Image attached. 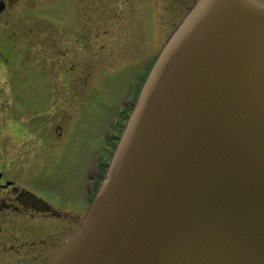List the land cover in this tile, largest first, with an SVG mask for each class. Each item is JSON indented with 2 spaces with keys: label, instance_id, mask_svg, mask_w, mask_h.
<instances>
[{
  "label": "water",
  "instance_id": "obj_1",
  "mask_svg": "<svg viewBox=\"0 0 264 264\" xmlns=\"http://www.w3.org/2000/svg\"><path fill=\"white\" fill-rule=\"evenodd\" d=\"M41 264H264V0L192 2Z\"/></svg>",
  "mask_w": 264,
  "mask_h": 264
},
{
  "label": "rangeland",
  "instance_id": "obj_2",
  "mask_svg": "<svg viewBox=\"0 0 264 264\" xmlns=\"http://www.w3.org/2000/svg\"><path fill=\"white\" fill-rule=\"evenodd\" d=\"M189 1L4 0L3 175H28L82 216L84 194L101 178L88 185V169L103 173L140 81Z\"/></svg>",
  "mask_w": 264,
  "mask_h": 264
},
{
  "label": "flooded vegetation",
  "instance_id": "obj_3",
  "mask_svg": "<svg viewBox=\"0 0 264 264\" xmlns=\"http://www.w3.org/2000/svg\"><path fill=\"white\" fill-rule=\"evenodd\" d=\"M193 1L187 3L170 30ZM88 170L89 185L92 177L102 175V172L94 166ZM26 176L24 182L17 181L15 177L4 176L0 169V264H41L81 218L79 212L72 211L74 202L62 201L66 203L60 208L58 191L54 193L52 190L46 197L41 184L31 182V177ZM92 193L88 186L82 210H85ZM67 210L70 211L67 213ZM65 218L71 224L67 222L61 229L60 219Z\"/></svg>",
  "mask_w": 264,
  "mask_h": 264
}]
</instances>
